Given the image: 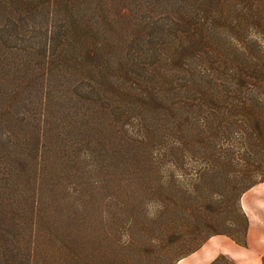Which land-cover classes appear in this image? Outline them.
<instances>
[{"label": "trees", "instance_id": "trees-1", "mask_svg": "<svg viewBox=\"0 0 264 264\" xmlns=\"http://www.w3.org/2000/svg\"><path fill=\"white\" fill-rule=\"evenodd\" d=\"M97 1L0 0V49L24 51L30 22L43 17L47 23L35 46L40 55L37 61L43 66L60 63L58 69L78 56L80 63L90 67L99 49L86 38L91 29L77 20V12ZM167 2L172 12L182 5L180 15L177 10L170 21L169 44L180 47L191 66L184 87L188 98L172 108L174 113L183 112V125L176 129L180 142L161 148L155 159L152 195L158 210L153 220L160 222L159 227L147 239V225L107 224L104 212L86 207L83 201L73 209L49 206L43 210L36 175L28 183L27 173L8 165L6 156L0 160L1 264H31L36 259L38 230L47 221L59 223L56 232L70 242L69 261L84 264H177L214 236L246 248L248 219L239 200L264 183V0ZM114 63L111 57L105 59L111 72H115ZM100 70H94L91 80H114L101 76ZM15 88L22 89V81ZM98 93L103 95L104 90ZM9 97L2 101L3 111L24 107L17 97ZM153 97L148 92L140 99ZM182 126L196 128L183 131ZM13 137L15 132L0 134V153L10 154ZM34 148L35 154L39 152ZM195 154L203 163L186 187L166 186L163 169L170 159ZM141 199L134 191L86 198L97 207L107 202L125 208L140 205ZM220 261L234 264L224 255L211 264Z\"/></svg>", "mask_w": 264, "mask_h": 264}, {"label": "rangeland", "instance_id": "rangeland-1", "mask_svg": "<svg viewBox=\"0 0 264 264\" xmlns=\"http://www.w3.org/2000/svg\"><path fill=\"white\" fill-rule=\"evenodd\" d=\"M167 3L99 0L89 9L82 6L77 20L90 27L86 38L99 49L90 67L80 63L78 56L62 62L58 69L60 63L43 66L37 61L40 55L35 46L47 23L43 17L30 22L24 51L0 49V134L15 132L14 147H9L10 154L3 150L0 160L7 156L8 165L27 173L28 183L36 175L43 210L49 206L73 209L83 201L86 207L104 212L107 224L147 225V239L159 227L160 222L153 220L158 210L152 195L155 159L161 148L180 142L176 129L182 124L183 112L179 115L172 108L188 98L184 87L191 66L182 49L169 44L171 19L177 10L180 15L182 5L172 12ZM108 57L115 60V72L105 65ZM98 68L101 76L114 80H91ZM19 81L22 89L15 88ZM100 90H104L103 95ZM148 92L155 97L140 99ZM8 95L17 97L24 107L3 111L2 101L10 100ZM195 128L182 126L183 131ZM35 145L39 149L36 154ZM202 163L197 154L173 156L163 169L166 186L183 190ZM129 191L142 195L140 205L125 208L103 202L97 207L86 200L89 195ZM256 204L264 213V200ZM56 225L59 223H41L36 259L31 264H84L83 260L69 261L70 242L56 232ZM261 232L264 214L251 229L252 238L262 247L247 253L244 264H260L264 255Z\"/></svg>", "mask_w": 264, "mask_h": 264}, {"label": "crops", "instance_id": "crops-1", "mask_svg": "<svg viewBox=\"0 0 264 264\" xmlns=\"http://www.w3.org/2000/svg\"><path fill=\"white\" fill-rule=\"evenodd\" d=\"M264 200V183L256 185L247 191L241 200L242 210L248 219L246 235V248L236 246L224 236L211 237L198 251L180 260L177 264H211L219 255H224L233 260L234 264H244L247 253L254 251V248H261L257 239L252 238L251 229L256 227L259 215L264 214L257 206L258 201ZM260 236H264L261 232ZM259 236V237H260ZM264 258V255L262 256ZM260 258V264L261 259Z\"/></svg>", "mask_w": 264, "mask_h": 264}]
</instances>
